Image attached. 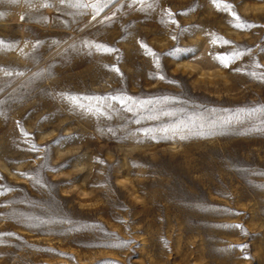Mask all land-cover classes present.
I'll use <instances>...</instances> for the list:
<instances>
[{
  "label": "rangeland",
  "instance_id": "obj_1",
  "mask_svg": "<svg viewBox=\"0 0 264 264\" xmlns=\"http://www.w3.org/2000/svg\"><path fill=\"white\" fill-rule=\"evenodd\" d=\"M220 2L0 0V264H264V0Z\"/></svg>",
  "mask_w": 264,
  "mask_h": 264
},
{
  "label": "snow or ice",
  "instance_id": "obj_2",
  "mask_svg": "<svg viewBox=\"0 0 264 264\" xmlns=\"http://www.w3.org/2000/svg\"><path fill=\"white\" fill-rule=\"evenodd\" d=\"M61 2H63V0H61ZM213 3L215 4V6L217 7L218 10L220 9H223L225 11H230L231 14L233 15V18L238 21L236 24H234L233 26L234 27H237V28H240L241 30H246V29H249L251 27H254V25H251V24H248L247 22L245 21H242L241 18L236 15L234 12H232V8L233 6L230 5V4H222L220 2V0H213ZM3 14H0V16H2ZM0 46H3V41H0ZM143 46V45H142ZM239 55V53H237V56ZM225 66H227V63H225ZM118 71V70H116ZM161 79H163V77H161ZM261 80H264V76H261L260 77ZM261 111H264V109H261ZM239 227V226H237ZM247 258V257H245Z\"/></svg>",
  "mask_w": 264,
  "mask_h": 264
}]
</instances>
